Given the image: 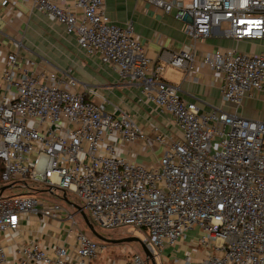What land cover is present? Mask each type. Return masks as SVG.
I'll return each mask as SVG.
<instances>
[{
	"label": "built area",
	"instance_id": "1",
	"mask_svg": "<svg viewBox=\"0 0 264 264\" xmlns=\"http://www.w3.org/2000/svg\"><path fill=\"white\" fill-rule=\"evenodd\" d=\"M26 1L74 35L86 55L112 66L120 81L140 87L143 100L170 115L180 135L153 127L164 150L151 165L119 155L108 135L125 145L149 138L127 111L106 112V98L93 99L71 69L14 71L18 58L11 53L0 96L2 185L32 181L58 198L72 194L99 226L144 230L142 242L155 259L197 227L187 248L203 255L196 263L189 255L173 258L174 264H264V121L238 114L243 99L264 94V48L195 56V44L216 27L228 39L264 41V0H146L174 10L191 39L187 49L162 51L157 60L143 55L132 21L115 23L102 0H73L74 8L68 0ZM165 65L187 74L208 65L220 76L221 103L232 109L200 111L163 78ZM29 214L43 224L66 223L72 248L56 244L49 253L36 241L10 250L0 243V264H92L106 249L75 228L74 214L60 203L23 192L0 197V238ZM124 264L150 262L131 253Z\"/></svg>",
	"mask_w": 264,
	"mask_h": 264
},
{
	"label": "crops",
	"instance_id": "2",
	"mask_svg": "<svg viewBox=\"0 0 264 264\" xmlns=\"http://www.w3.org/2000/svg\"><path fill=\"white\" fill-rule=\"evenodd\" d=\"M3 1L0 0V96L6 88L2 75L8 69L7 57L14 53L17 55L18 64L12 70L18 71L26 67L30 71L61 72L71 69L72 75L90 88V96L93 99L106 98L108 111L112 112L115 108L127 111L149 138L125 145L108 135L106 141L115 145L119 155L151 165L164 150V146L154 140L153 127L168 135H180L170 115L143 100L140 87L120 81L112 66L102 64L97 56L86 55L79 48L76 37L65 33L61 24L41 13L29 1L7 0L6 4L2 5ZM102 1L106 14L115 23L124 25L132 21L142 53L148 58L157 60L162 51L187 49L191 42L185 33L184 23L174 16V10L165 13L146 0ZM68 4L74 8L73 0H68ZM195 45V56L199 61L203 54L217 49L233 48L242 52L258 53L263 50L264 41L228 39L223 37L219 27H216L208 38L198 41ZM26 61L32 64L27 65ZM163 78L177 85L181 96L194 101L200 111H210L214 108L232 109L230 105L221 103L220 76L208 65H203L198 72L191 74H187L183 69L165 65ZM238 114L264 121V94L254 93L252 97L243 99ZM14 189L17 190L10 194L23 192L21 187ZM184 240L185 238L179 243L165 247L163 251L171 248L180 251L184 248V254L191 257L194 253L197 261L203 251L201 248L188 250ZM30 241L39 242L52 253L51 247L56 244L62 243L72 248L74 238L73 234L68 233L67 224L63 221L49 219L43 224L31 214L22 219L17 230L3 234L0 238V243L8 250L14 249L18 243ZM106 257L107 255L102 256L100 260L94 259L91 263L106 264L110 261ZM126 259L127 257L118 256L113 260L116 264H124Z\"/></svg>",
	"mask_w": 264,
	"mask_h": 264
},
{
	"label": "rangeland",
	"instance_id": "3",
	"mask_svg": "<svg viewBox=\"0 0 264 264\" xmlns=\"http://www.w3.org/2000/svg\"><path fill=\"white\" fill-rule=\"evenodd\" d=\"M106 112H110V111H108L107 107H106ZM79 157L82 158L83 155L79 154ZM27 184L28 185H34V182L27 181ZM38 189L41 190L42 188L38 187ZM15 190H17V189L6 190V191H4L3 194H10ZM21 191L26 192L24 187H21ZM34 195L39 200H45V201L49 200V201H54V202L60 203L67 211L74 214V221H75L74 227L75 228H78L79 230H81L86 237H88L92 240H96V241L103 243L105 245L106 249L103 252V255H99L97 258H95V260H100L102 256L105 257L106 255H107L108 259L113 260V259H116V257H118V256L127 257L131 253L132 254L136 253L141 258H143V259L145 258L144 250H143V247H142L140 242L130 241V242H120V243H106V242L100 241L93 236V234L88 229L86 223L84 222L82 216L76 212L74 207L70 206L68 203L61 200L60 198L55 197L52 194H49L48 192L38 191ZM69 200L83 206L82 202L76 196H74L72 194L69 195ZM84 211H85L87 217L89 218L90 222L94 226L95 230L105 238L119 239V238L131 236V237H136L142 241L146 237L144 230L136 229V228H133L131 226H120L117 228H103V227L99 226L98 224H96L92 220L88 209H85ZM197 231H198V228L194 227V229H192L186 233V237L184 240L186 247L188 246L189 243L194 242L195 239L198 238L199 234ZM189 248H187V249L190 250ZM184 255H186V254H184V248L180 251L175 250L174 248L166 249L164 251L162 250L160 252V254H158L156 256L155 261L157 264H174L173 258L180 259ZM172 256H174V257H172ZM196 258L197 257L194 253L191 254V259H192L193 263H196Z\"/></svg>",
	"mask_w": 264,
	"mask_h": 264
},
{
	"label": "water",
	"instance_id": "4",
	"mask_svg": "<svg viewBox=\"0 0 264 264\" xmlns=\"http://www.w3.org/2000/svg\"><path fill=\"white\" fill-rule=\"evenodd\" d=\"M28 187V184L26 182L24 183H19V184H15V183H9L6 185H2L0 187V197L3 195L4 191L6 190H10V189H14L17 187ZM42 191H47L50 192L52 195H56L55 191L53 190V188H47V189H41ZM63 201H65L66 203H68L70 206L74 207L76 211L79 212V214L82 216L84 222L86 223L88 229L90 230V232L93 234V236L103 242L106 243H120V242H130V241H138L141 243L143 250H144V254H145V258L150 262V264H157L155 261V258L153 257V255H151V253L149 252V250L146 248V246L144 245V243L139 240L136 237H123V238H119V239H108L103 237L102 235H100L94 228V226L92 225V223L90 222L89 218L87 217L86 213L84 212L83 208L75 203L72 202L68 199L66 193L64 191H62L61 195H58Z\"/></svg>",
	"mask_w": 264,
	"mask_h": 264
},
{
	"label": "trees",
	"instance_id": "5",
	"mask_svg": "<svg viewBox=\"0 0 264 264\" xmlns=\"http://www.w3.org/2000/svg\"><path fill=\"white\" fill-rule=\"evenodd\" d=\"M1 170H2V165L0 163V174H1ZM0 184L2 186L1 181H0ZM24 189L26 190V192H23V193H29V194H35L36 192L40 191L38 187H36L35 185H29L28 187H24Z\"/></svg>",
	"mask_w": 264,
	"mask_h": 264
}]
</instances>
